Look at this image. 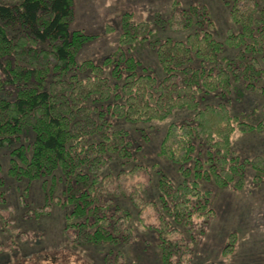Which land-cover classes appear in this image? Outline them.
I'll return each instance as SVG.
<instances>
[{
    "label": "trees",
    "instance_id": "obj_1",
    "mask_svg": "<svg viewBox=\"0 0 264 264\" xmlns=\"http://www.w3.org/2000/svg\"><path fill=\"white\" fill-rule=\"evenodd\" d=\"M223 2L231 24L223 42L207 4L182 7L174 0L171 14L153 23L125 14L117 50L99 62L78 59L91 37L72 29L74 0H0V175L5 155L9 176L41 182L46 206L64 212L69 250L104 247L109 264H136L125 252L135 239L133 216L117 199L127 197L140 209L146 187L138 178L151 171L136 163L103 172L114 160H136L141 142L151 139L139 126L169 122L178 110L191 115L170 124L157 156L183 180L177 186L166 174L159 180V200L174 222L159 216L149 225L155 264L189 260L178 226L208 224L213 192L202 183L242 191L249 168L255 181L264 179V158L241 157L233 142L236 132H264V105L245 116L232 114L228 104L233 94L242 100L245 91L264 92V0ZM157 27L186 34L185 40L160 39ZM146 43L156 50L162 80L134 54ZM227 50L237 55L230 58ZM210 97L221 102L204 105ZM235 243L230 236L225 256Z\"/></svg>",
    "mask_w": 264,
    "mask_h": 264
},
{
    "label": "rangeland",
    "instance_id": "obj_2",
    "mask_svg": "<svg viewBox=\"0 0 264 264\" xmlns=\"http://www.w3.org/2000/svg\"><path fill=\"white\" fill-rule=\"evenodd\" d=\"M174 0H74L75 16L73 30L85 31L90 41L81 51L80 61L93 59L101 61L113 54L119 46L121 21L129 15L136 21H156L157 16L168 17ZM182 7L193 4H207L217 24V39L224 41L231 26L230 8L223 0H177ZM156 28V27H155ZM160 39L168 37L185 40L186 34L176 33L157 27ZM143 64L153 68L159 80L164 78L157 59L156 50L150 43L139 45L134 53ZM235 50H227L226 56L234 58ZM221 101L210 97L207 102L217 105ZM232 114L249 116L254 109L264 105V92H246L241 100L235 94L228 103ZM187 110H178L166 123L154 122L139 126L151 135L150 142H141L143 150L131 162L114 160L104 169V174H117L119 170H130L137 164L149 168L150 176L138 178L146 189L142 193V218L131 200L119 197L117 201L133 216L131 224L136 232L132 246L125 248L127 259L136 264H155L157 248L152 244L154 231L149 225H157L159 216L174 222L159 200L158 183L162 175L178 185L182 182L177 168L167 160L159 159V143L170 124L181 122L190 116ZM260 115V114H259ZM256 121V119H255ZM119 126L127 130L136 127L125 122ZM140 141V140H139ZM234 150L243 158L253 160L264 158V132L243 134L236 132L233 137ZM9 156L2 155L3 171L0 175V264H109L104 259V247H75L64 237V212L55 205L46 206L41 182L29 185L19 182L8 174ZM256 172L249 168L245 188L237 191L222 189L214 182L202 183V190L213 192V214L206 218L207 225L190 230L178 226L185 235L184 264H264V179L255 181ZM146 203V204H145ZM47 212V213H45ZM8 222V224H5ZM148 225V226H147ZM235 235L234 251L227 256L224 250L230 236ZM154 245V246H153ZM187 249V250H186Z\"/></svg>",
    "mask_w": 264,
    "mask_h": 264
}]
</instances>
